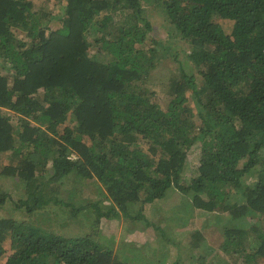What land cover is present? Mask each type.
<instances>
[{
  "label": "trees",
  "instance_id": "trees-1",
  "mask_svg": "<svg viewBox=\"0 0 264 264\" xmlns=\"http://www.w3.org/2000/svg\"><path fill=\"white\" fill-rule=\"evenodd\" d=\"M58 1L60 26L52 29L31 0H0V60L12 77L0 74V156L12 152L3 171L26 184L17 207L48 220L41 211L53 204L65 212L64 224L79 218L80 208L61 198L62 181L71 174L96 179L110 205L96 200L83 210L95 211L97 220H146L168 253L159 258L151 244L127 242L114 249L89 234H57L4 216L0 261L231 264L227 257L208 260L200 229L190 234L186 248L193 254L186 261L179 241L147 218L146 205L178 191L225 224L227 256L263 264L264 0H156L166 8L178 48L190 46L180 73L168 82L165 106L149 82L164 58L178 53L150 37L144 0ZM217 18L232 21L230 33ZM197 143L200 159L187 179L188 154ZM90 220L84 216L86 225Z\"/></svg>",
  "mask_w": 264,
  "mask_h": 264
},
{
  "label": "rangeland",
  "instance_id": "rangeland-1",
  "mask_svg": "<svg viewBox=\"0 0 264 264\" xmlns=\"http://www.w3.org/2000/svg\"><path fill=\"white\" fill-rule=\"evenodd\" d=\"M34 5V10L40 11L44 16L47 24L52 29L60 26L59 14L60 3L58 0H31ZM144 6L150 14V19L153 23V31L150 33V37L159 39L163 44L170 47L169 52L178 53L177 59L174 56L169 55L162 61V64L155 70L150 79V90L155 93L154 98L162 106H165L169 100V95L166 90L169 86V80L171 77L180 73V66L187 59V54L190 52V46L188 43L183 42L179 45L175 37L171 36L170 31L173 28V24L167 14L166 8L163 2L156 0H144ZM217 21L221 23L227 33L232 30V21L222 18H217ZM17 36L25 41H29L26 33L18 30ZM174 43V45H173ZM96 48L91 47V52L95 54ZM192 71L197 73L198 67L193 64ZM0 74H7L11 77V72L7 70L5 64L0 60ZM12 81V77L10 78ZM166 85V86H164ZM191 105L195 106L194 101H191ZM12 121L17 123V117L13 114ZM200 144L197 143L189 151L187 158V172L184 174L187 179L192 176L194 169L198 165L200 159ZM264 155V154H263ZM12 152H4L0 156V198L4 196V202L0 203V217L8 216L25 222H32L36 225L44 226L46 229L62 233L61 229L67 231V236L89 234L101 245L110 246L114 249L122 247V242L133 244L134 247H141L144 244H151L154 246V254L159 258H164V254L168 253V247L162 240H159L156 234V230L153 227H148L146 220H140L138 222L131 221L125 217L122 218H107L101 217L97 220L96 212H92V209L83 210L84 206L88 203H93L96 200H104V205H110L108 199L105 196L106 189L96 179H83L75 174H71L69 177L62 181L61 198L74 203L77 208H80V216L77 219L69 220L71 213L67 212L65 219L69 221L64 224H60L62 221L60 218L65 212H57L53 206L42 210L47 211L48 220L38 219V213L27 212L24 207H17L19 199L26 198V184L18 177L17 174H6L3 169L6 165L12 163ZM190 168H189V167ZM40 214V213H39ZM145 214L147 218L151 219L150 222L157 223L166 230L169 238L179 241V245L182 246L184 252V259L190 260V256L193 254L191 247L187 243L190 239V234L194 229H200L205 237V243L203 247L209 248L210 253L201 249L198 253L208 255V260L224 259L227 257L231 264H241L238 257H229L223 251L224 233L223 229L225 224L219 223L216 217L210 215L200 209H195L191 204L189 198L184 194L175 191L170 193L164 200L159 203L149 204L145 206ZM84 216H90L91 220L88 225L84 221ZM59 219V220H58ZM63 219V220H65ZM37 220V221H36ZM61 220V221H60ZM75 220V221H74ZM67 223V224H66ZM5 246L9 249V240L5 242ZM150 253V251H146ZM173 252V251H172ZM10 253V251L8 252ZM142 257L144 253L140 252ZM156 253V254H155ZM6 258H2L0 264L5 262ZM167 260V258H166ZM172 262V260H169ZM168 261V262H169ZM188 264H195L189 262ZM264 264V263H263Z\"/></svg>",
  "mask_w": 264,
  "mask_h": 264
}]
</instances>
